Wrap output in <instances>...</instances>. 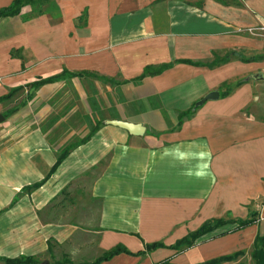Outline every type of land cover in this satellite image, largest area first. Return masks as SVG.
Returning a JSON list of instances; mask_svg holds the SVG:
<instances>
[{
	"label": "crops",
	"instance_id": "crops-1",
	"mask_svg": "<svg viewBox=\"0 0 264 264\" xmlns=\"http://www.w3.org/2000/svg\"><path fill=\"white\" fill-rule=\"evenodd\" d=\"M11 2L0 0V8ZM53 2L55 17L25 18L21 10L0 19V97L64 69L88 71L119 83L107 87L115 97H102L115 114L33 190L21 192L47 175L67 139L55 145L35 128L0 149V220L7 211L25 209L27 216L25 234L0 231V257L34 256L41 264L46 257L51 264L66 254L91 264L122 244L142 253L101 264H197L240 250L252 263L255 239L264 234V37L249 29L264 26V0ZM230 51L262 58L230 55L206 65L214 53ZM163 64L171 66L135 81L145 67ZM224 85L232 88L221 96ZM213 90L217 99L179 122ZM227 212L257 220L237 230L220 226L182 251L169 247ZM152 242L164 246L144 250Z\"/></svg>",
	"mask_w": 264,
	"mask_h": 264
},
{
	"label": "rangeland",
	"instance_id": "rangeland-1",
	"mask_svg": "<svg viewBox=\"0 0 264 264\" xmlns=\"http://www.w3.org/2000/svg\"><path fill=\"white\" fill-rule=\"evenodd\" d=\"M21 10L25 11V18H35L42 14L56 16L53 0H33ZM83 18L84 16L80 18L79 23L83 22ZM114 85L115 82L112 83L106 78L84 76L60 80L50 85L44 84L39 88L24 87L16 91L8 100L0 103V115L9 113L0 121V149L35 128L47 133L49 141L55 145L62 143L63 146L65 139L69 143L78 140L94 125L100 126L107 120V116L115 114V107L103 105L102 99L106 94L109 97L116 96L114 90L111 94L106 93L107 87ZM1 214L0 231L7 234H25V209L19 211V215L11 216L8 211ZM9 243L11 242L8 238H3L1 245L10 251ZM25 244L22 242L21 246ZM238 259L242 260L236 264H249L246 257H238L236 260ZM42 260L48 261L46 257ZM250 264H254L253 261Z\"/></svg>",
	"mask_w": 264,
	"mask_h": 264
},
{
	"label": "trees",
	"instance_id": "trees-1",
	"mask_svg": "<svg viewBox=\"0 0 264 264\" xmlns=\"http://www.w3.org/2000/svg\"><path fill=\"white\" fill-rule=\"evenodd\" d=\"M32 1L33 0H12V2L9 5L0 8V19L3 17H7V16L17 15L20 12V9L24 5L30 4ZM219 1H221L223 3H227L230 0H225V1L219 0ZM230 55H236V56L241 57L245 60H253V58L254 59H261L262 58V56L260 55V56H255V57L248 59L238 52L230 51V52L225 53L222 57H220L214 53L213 60L209 63H206V65L209 67H213L217 64L226 62L229 60ZM170 66H171V64H163L159 67L147 66V67H145L143 73L141 75H139L135 81L140 80L141 78H143L146 75L157 74V73L161 72L162 70H164ZM84 76L102 77V78H106L107 80H110L112 83L115 82V84H119L116 81H114L113 79H109L107 77L100 76V75H97V74L92 73V72H88V71L71 72V71L64 69L60 73H57V74H54V75H51L48 77H43V78L40 77L34 81L13 87L12 89H10L8 91L7 94L0 97V101L8 100L16 91L21 90L24 87L39 88L40 86H42L44 84H49V83L57 82V81L64 80V79L70 80V79H73L75 77H84ZM240 83H242V81H238L236 84H240ZM224 87H225V90L223 92H221V96H226L232 88L231 85H224ZM195 108L196 107H193L187 111L180 113L179 122H181L184 117H189L191 114H193ZM8 114L9 113L7 112L4 115L7 116ZM98 128H99L98 124L94 125L88 131V133L86 135H84L83 137L79 138L78 140H76L74 142H71V143L63 146L58 151L56 160H55L54 164L51 166L47 175L42 180H40L39 182H35L31 185L23 187L21 189V192L33 190V189L39 187L41 184H43L44 181L48 177H50L52 175V173L56 170L58 165L66 158V156L69 154V152L72 149L76 148L77 146L87 142L92 137V135L98 130ZM256 220L257 219L255 218L254 215H251L248 218H232L230 216V213L227 212L224 217H215V218H211V219L204 221L197 229L189 231L186 235H184L182 238L178 239L174 244H171L169 247L173 248L177 251H182L188 247H191L193 244H195L196 239L199 238L201 235H203L207 232H210V231H212V230H214L220 226L231 223V224H235L234 230H237V229L245 228V227L249 226L250 224H253L254 222H256ZM161 246H164L163 243H161V242L147 243V244H145L144 250H146V251L153 250V249H155L157 247H161ZM49 248H50V245H49L48 249ZM120 253H127V254L133 255V254H140V253H142V251L132 253L129 250H127L125 248V246H123L122 244H117V245L113 246L112 248L104 251L100 256L96 257L91 262V264H101V262L109 260L113 256L120 254ZM244 253H245L244 250H240V251H236V252L231 253V254L218 256V257H215V258H212V259H209V260L197 263V264H220L221 262L234 260L237 256H240ZM251 256H252L254 264H264V234L257 235L255 242H254V245H253V249L251 251ZM0 260L2 261V264H41V262L38 261V259H36L34 256H27V255H21L19 257H11V258L0 257ZM51 264H75V263L73 261H71L66 254H64L61 259L55 260Z\"/></svg>",
	"mask_w": 264,
	"mask_h": 264
},
{
	"label": "water",
	"instance_id": "water-1",
	"mask_svg": "<svg viewBox=\"0 0 264 264\" xmlns=\"http://www.w3.org/2000/svg\"><path fill=\"white\" fill-rule=\"evenodd\" d=\"M218 97H219V92L217 90L210 91L195 103V107L203 104L206 100H213V99H217ZM3 119L4 116L0 115V121H2ZM108 122L117 125L123 129H126L128 132L134 135H140L144 132V127L137 123H131L128 121H121V120H110ZM43 264H48V263L46 261Z\"/></svg>",
	"mask_w": 264,
	"mask_h": 264
},
{
	"label": "built area",
	"instance_id": "built-area-1",
	"mask_svg": "<svg viewBox=\"0 0 264 264\" xmlns=\"http://www.w3.org/2000/svg\"><path fill=\"white\" fill-rule=\"evenodd\" d=\"M249 31L253 34H259V35H263L264 37V26H260V27H252L249 29Z\"/></svg>",
	"mask_w": 264,
	"mask_h": 264
}]
</instances>
